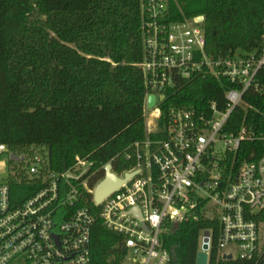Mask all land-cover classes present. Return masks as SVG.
Segmentation results:
<instances>
[{
	"label": "built area",
	"instance_id": "obj_1",
	"mask_svg": "<svg viewBox=\"0 0 264 264\" xmlns=\"http://www.w3.org/2000/svg\"><path fill=\"white\" fill-rule=\"evenodd\" d=\"M142 11L144 57L139 68L148 123L144 140L125 154L130 168L111 170L120 179L133 177L98 205L94 192L102 180L90 186L88 161L79 159L72 169L59 173L50 168L47 152L32 148L17 154L1 144L0 158L7 156L13 164L0 180V264H92L97 220L120 237L126 252L123 264H169L161 241L167 222L198 208L206 219L218 222L223 260L231 256L230 261L264 264V150L251 151L255 160L236 158L246 142L262 143L264 149V133L231 121L246 93L264 94L259 82L264 48L214 57L206 52L200 17L174 19L168 0H143ZM200 75L231 84L226 108L216 103L202 110L174 106L160 124L166 94L178 82ZM12 155L19 161H12ZM14 181L38 190L16 196L11 190ZM86 194L93 196L97 212L85 204Z\"/></svg>",
	"mask_w": 264,
	"mask_h": 264
},
{
	"label": "trees",
	"instance_id": "obj_2",
	"mask_svg": "<svg viewBox=\"0 0 264 264\" xmlns=\"http://www.w3.org/2000/svg\"><path fill=\"white\" fill-rule=\"evenodd\" d=\"M143 0H0V145L21 154L48 153L50 168L66 172L77 160L91 164L90 186L130 168L125 154L145 138ZM174 19L203 17L206 52L214 57L250 54L264 48V0H168ZM259 82L264 87V68ZM231 84L197 76L180 81L161 105L226 108ZM264 133V94L249 91L231 117ZM262 143H244L236 158L255 160ZM12 194L32 195L38 186L14 181ZM85 204L94 209L93 196ZM205 231L212 232L208 264H246L223 260L219 225L200 208L167 222L161 241L169 264H197ZM120 237L97 220L92 230V264H123Z\"/></svg>",
	"mask_w": 264,
	"mask_h": 264
},
{
	"label": "water",
	"instance_id": "obj_3",
	"mask_svg": "<svg viewBox=\"0 0 264 264\" xmlns=\"http://www.w3.org/2000/svg\"><path fill=\"white\" fill-rule=\"evenodd\" d=\"M198 20L201 22L203 21V18L200 17ZM160 100H163V98H160ZM149 105H153L152 99L149 100ZM12 161H19V158L15 155L11 156ZM112 165L108 164L105 168V178L99 183V185L96 187L94 192V202L96 204H101V202L104 200L105 197H107L109 194L120 188L127 180L131 179L133 177V174H127L125 175L124 179H120L115 174L111 172ZM209 236L210 233L206 231L204 233V239H203V247L202 251L198 254L197 257V264H208L209 263ZM231 259V256L228 257V260Z\"/></svg>",
	"mask_w": 264,
	"mask_h": 264
},
{
	"label": "rangeland",
	"instance_id": "obj_4",
	"mask_svg": "<svg viewBox=\"0 0 264 264\" xmlns=\"http://www.w3.org/2000/svg\"><path fill=\"white\" fill-rule=\"evenodd\" d=\"M146 107V105H145ZM145 123H148V120L145 121ZM36 153L41 152L42 154H44L43 152H46V150L44 148H37L35 149ZM13 163L10 162V160L8 159V157H1L0 158V180L4 179V177L7 176V174H9V169H10V165H12ZM17 168L20 167H24L26 165H14Z\"/></svg>",
	"mask_w": 264,
	"mask_h": 264
}]
</instances>
